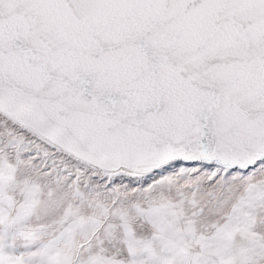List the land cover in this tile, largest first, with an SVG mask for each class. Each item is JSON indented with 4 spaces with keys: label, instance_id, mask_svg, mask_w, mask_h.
Instances as JSON below:
<instances>
[{
    "label": "snow or ice",
    "instance_id": "obj_1",
    "mask_svg": "<svg viewBox=\"0 0 264 264\" xmlns=\"http://www.w3.org/2000/svg\"><path fill=\"white\" fill-rule=\"evenodd\" d=\"M0 264H264V0H0Z\"/></svg>",
    "mask_w": 264,
    "mask_h": 264
}]
</instances>
